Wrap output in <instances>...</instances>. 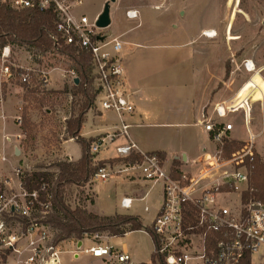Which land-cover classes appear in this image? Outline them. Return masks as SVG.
<instances>
[{"label":"built area","instance_id":"1","mask_svg":"<svg viewBox=\"0 0 264 264\" xmlns=\"http://www.w3.org/2000/svg\"><path fill=\"white\" fill-rule=\"evenodd\" d=\"M82 3V0H0L1 6L16 12L32 8L51 10L58 39L90 54L94 107L119 116L132 114L134 106L123 83L122 42L119 37L107 35V27L96 26L98 15L90 19L76 13L74 8ZM125 15L135 19L137 11L127 10ZM14 45L17 44L0 45L1 118L10 87L26 86L31 81L32 70L14 59ZM242 66L250 76L236 95L231 101L216 103L209 115L202 114L200 125L207 141L214 146L212 151L203 150L196 172L191 168L197 164L195 161H186L190 169L184 170L167 165L165 158L156 152L140 151L128 135L129 123L122 119L114 132L98 136L90 143V153L96 156L101 149L108 148L106 136L110 142L124 137L125 142L114 147L113 158L124 159L132 152L140 155L133 162L105 163L92 175V181H106L124 169L160 185L161 202L148 227L155 253L166 264H245L247 256L249 264H264V201L252 193L248 171L249 162L256 155L264 162V91L250 81L260 71L254 63L245 60ZM37 78L42 84L48 83L44 71ZM254 113L258 114L256 123ZM16 122L20 125L21 116L16 117ZM238 127H244L245 138L234 136ZM5 136V141L10 140ZM232 141L236 142L235 150L225 152V145ZM118 165L122 168H117ZM21 170L15 169L18 178ZM7 182L0 181V264H10L7 259L10 255L14 257L13 264H59L60 250L46 221L51 211L47 187L43 184L39 190L29 191L19 180L15 190L5 187ZM40 192L44 193L42 199ZM131 201L124 197L120 206L129 208ZM84 252L103 259L105 264H112V260L133 264L129 253L109 245L95 244Z\"/></svg>","mask_w":264,"mask_h":264},{"label":"rangeland","instance_id":"2","mask_svg":"<svg viewBox=\"0 0 264 264\" xmlns=\"http://www.w3.org/2000/svg\"><path fill=\"white\" fill-rule=\"evenodd\" d=\"M83 1V5L77 8L78 12L85 13L93 19L100 0ZM137 1L143 3L147 0ZM119 3L120 0L109 2L111 17ZM180 4L188 8L189 14L187 13L184 18V28L189 30V34L177 38L168 34L171 29L168 22L172 18L177 23L183 21L177 15H173L175 6ZM155 7L150 3L143 5L141 17L143 25L136 31L143 36L146 35L145 32H152L151 41L148 43L154 45L151 48H136L139 53V67L145 74L143 83L158 87L156 94L159 99V104L156 106L158 110L167 114L180 112L183 114L181 118L174 119L172 122L180 125L144 126L137 131L142 132V138L149 143L147 147L149 150L168 144L167 150L172 154L179 153L182 146H185L191 152L190 161L197 162L191 167L192 171L196 172L201 165L199 158L203 150L212 151L214 145L207 141L199 124L196 126L192 124L194 119L192 116L188 118L185 112L186 103L199 99L204 84L207 88L208 99L204 104V115H209L216 103L231 101L250 76L242 66L245 60H251L256 69L260 70L258 74L261 77L255 73L250 81L256 83L259 89L264 91V81L261 79L264 78V0H174L172 8L168 11L163 10L162 6ZM116 12L118 17L122 16L121 7H118ZM156 22L159 23L155 24ZM165 23L168 33L161 34L160 32L166 28L163 26ZM199 25L206 26L203 28L205 31H202L206 38L208 36L205 33L209 30L214 36L202 42L196 35ZM123 28L121 23L115 24L113 18L106 29V34L111 35V31L121 32ZM13 50L16 63L24 65L32 72L30 84L22 87L16 84L10 87L2 110L0 175L5 172L16 178L10 162L13 160L10 146L14 143L23 153L25 160V166L21 168L23 173L46 171L51 173L54 179L57 172L55 165L59 160L66 158V152L74 159L81 154V146L77 141L66 142L64 147L61 143L62 138L67 137L64 133V120L76 114L78 102L81 101L80 95H73L76 73L71 62L56 51H41L18 44L14 45ZM206 67H209L210 72H205ZM42 71L48 75L46 84L40 83L37 78ZM23 110L26 111L30 121V126L24 133L16 122V117L21 116ZM91 110L92 112L86 115L82 131L92 130L100 123L106 126L116 125V121L112 119L113 113L101 110L102 116L98 118L92 116V114L100 113L95 110L94 105ZM254 116L256 123L258 114L254 113ZM239 127L234 132V136L243 139L245 129ZM3 133L7 134L5 137L10 140L5 141L2 138ZM17 135L20 136L17 137ZM3 141L5 145L2 144ZM235 148V141L227 142L224 147L227 153ZM103 150L97 153L96 159L97 156H108L114 149L108 147L105 152ZM2 154L6 158L4 161L1 160ZM188 169L190 168L184 167V170ZM112 176L106 181H92L91 183L95 182L93 191L96 209L105 214L114 213L121 196L131 195L128 186L121 185L120 179ZM156 190L159 192L158 185L149 197L135 202L133 209H130L141 216L143 228L150 225L152 216L161 202V194L157 195ZM83 193L81 189L73 187L69 204L72 207L81 204ZM145 205L150 208L149 212L143 210ZM104 236L103 233H95L88 239L101 243ZM122 242L126 243L133 264L151 261V252L154 250L151 236L149 237L144 232L134 231L120 240L119 238L113 239L103 245L108 244L112 247L114 245L120 249ZM90 246L88 242H84L80 249L73 242L61 245L59 247L61 250L59 257L62 259L60 264H105L103 259H93L90 254L83 251L79 252L77 257L71 254ZM111 263L118 264L116 260H112Z\"/></svg>","mask_w":264,"mask_h":264},{"label":"trees","instance_id":"3","mask_svg":"<svg viewBox=\"0 0 264 264\" xmlns=\"http://www.w3.org/2000/svg\"><path fill=\"white\" fill-rule=\"evenodd\" d=\"M53 18L49 9L32 8L16 12L0 5V45L11 42L41 51H56L71 62L78 79V82L73 84V95H80L81 101L78 102L76 114L65 120V132L67 139H74L80 144L81 157L77 161H71L67 157L59 160L55 165L57 172L54 179L51 173L46 171H32L19 174V180L29 191L39 190L43 184L47 187L51 195V211L46 216V221L56 244L66 239L77 241L95 233L123 236L128 231L141 230L143 225L137 216L118 213L99 215L87 210L83 203L72 207L68 202L73 187L81 189L87 183H92V175L105 163L124 160L133 162L140 159V155L132 152L124 159L96 160V156L90 153L89 147L93 139L81 136L80 130L95 96L91 57L89 53L80 48L65 45L58 39L59 35L55 30ZM29 126L30 121L26 111L23 110L19 127L24 133ZM156 153L161 157L165 155L162 152ZM248 171L252 193L257 199L264 201V162L256 155L249 162ZM40 194L42 199L44 193L40 192ZM90 202L93 200L90 199ZM144 229L152 237L150 228L146 226ZM157 261L159 264H166L161 257H157L153 250L150 264H156ZM244 262L249 264V256Z\"/></svg>","mask_w":264,"mask_h":264},{"label":"crops","instance_id":"4","mask_svg":"<svg viewBox=\"0 0 264 264\" xmlns=\"http://www.w3.org/2000/svg\"><path fill=\"white\" fill-rule=\"evenodd\" d=\"M106 2H107V0H100L99 1V6H98V8H96L98 10L95 12L96 13L95 16H97L98 13H100V11H101L100 9H102V5ZM147 3H150L151 6H153V7H155V5L159 4L162 6L163 10L168 11L172 8L174 0H164V1L147 0L146 2H143V3H141V2L139 3L137 0H120V3L115 7V10L113 12L114 14H112V17L110 15L111 8H110V4H109L110 24L112 22V19L114 18L115 24L121 23L124 27L121 32H115V31L112 32L111 31V35L115 36V37H119L120 41L122 42V47H121V51H120V58H121V62H122V66H123V73H124L123 83H124V89H125L128 97H129V99L131 100V103L134 106L133 113L132 114H124L122 116H119L114 112L106 111V112H111L114 114L112 119H114V121H116V125L106 126V125H103L100 123V124L96 125V127L94 129L88 130L86 132L82 131V127H81L80 135L83 136L84 138H97L98 136H103V135L105 136L106 134H111L112 132H114L119 127V122L122 119V120H125L127 123H129L130 126L128 127V135H129L130 139L137 145V147L140 151H142V152H162L165 154L164 158L166 160L167 165H177V166H180L182 169H184V167H189V163L188 164L186 163V161H188V162L190 161L191 152L189 151V149H187L185 146H182V149L179 153L172 151L174 153L170 154L171 151L168 152V150H167L168 144H165V146H163V147L162 146H156V148H154V149L150 148L151 150H149V149H147L149 143L147 141H145V139L142 138V132L137 131L138 129L144 128V126L174 125L175 123H172L173 120L177 119V118L178 119L181 118V115L183 114V112H180L177 114H172V113L167 114V113H163L162 111L158 110V108H156V106H158V104H159V99H157V95H156L158 92V87H156V86L153 87L152 85H150L148 83L147 84L143 83L145 74L142 72V69L139 67V63H138L139 53H138L137 49L140 47L151 48L154 45L148 43L151 41L152 32L151 33L145 32L146 35L143 36L139 32L136 33V31L139 29L140 26L143 25V22L141 20L142 8H143V5H145ZM82 5H83V3H82ZM118 7H121V10H122V16L121 17L117 16L116 9H118ZM175 7L176 8L173 12L174 13L173 15L174 16L177 15L179 17V19L180 20L182 19L183 21L180 22L181 23L180 24V23L175 22L174 18H172V20H170V22H168V24L171 28V29H169L170 32L168 33L167 24L165 23L163 26H165L166 28H165V30H163L160 33L161 34L168 33V34H170L172 36H176L178 38L180 36H184V34L186 35L189 31V30H185V28H184V24H185L184 18H185L187 13L189 14V12L187 10L188 8L185 6H182L181 4L179 6H175ZM77 8L78 7H75L74 10L76 13H79ZM127 10L137 11V18H135V19L127 18L125 15V12ZM83 14H85V13H83ZM158 23L159 22H156L155 24H158ZM151 24L153 25V23H151ZM148 25H149V23H148ZM204 27H206V26H200V25L197 26L198 32L196 35L198 38H200V40H202V42L205 39L209 38V37L206 38L202 33V31H205L203 29ZM179 45H182V44H179ZM187 55L185 57H187ZM205 72H210L209 67H206ZM207 101H208V99H207V88H205V84H204L202 89H201L199 99L191 100L190 102L188 101V103H186L187 109L185 110V112H186L188 118L192 116V118L194 119L193 123H192L194 126H196L197 124L200 125V120H201L202 114H203V108L205 106L204 104ZM95 110L98 111L96 108H95ZM88 112H92L91 108L89 109ZM99 112L100 113L96 114V115H94L92 113L91 114L93 117L99 118L102 116V112L101 111H99ZM65 120H66V118H65ZM65 120H64V129H65ZM175 125H180V124L177 123ZM64 133H66V132H64ZM3 135H7V134L3 133ZM3 135H2V138H3ZM125 140L126 139L124 137H118V138H116L110 142L109 137L108 136L105 137V142L107 143L108 147H112L113 149L116 145L124 143ZM70 141H74V139L62 138V142H61L62 146L64 147V144L66 142H70ZM3 143L5 145L4 141L2 142V144ZM10 151H11L12 156H13V160L10 162H11V165L13 166L12 169L15 173L16 168H19V167L22 168L23 166H25V160L23 159V153H22L21 149H19L18 146H16L14 143L11 144ZM103 151L105 152V150H103ZM114 155H115V151L113 150L110 152V154L108 156H102V157L97 156V160H104V159L113 158ZM65 156L69 157V159L71 161H77L81 157V154L76 159H74L67 152H66ZM4 158H5V156H4ZM4 160H2V161H4ZM118 167L122 168L121 165H118L117 168ZM15 177L16 178H14L13 176H9L5 172H2L0 175V181H5V182L8 181L7 187L16 189L18 186V183H19V178L16 175V173H15ZM112 177L119 178L120 179L119 183L121 185L126 184L129 188V192H131V195L126 194V195L121 196L119 198V202H118L117 207L115 208L114 213L105 214L104 212H100L96 209L95 194L93 191V184L95 182L93 184H91V182H89L85 186L81 187V189L84 191L82 203L84 204V206L86 207L87 210L94 212L96 214H99V215H114V214L118 213V214H128V215L137 216L140 219L141 216L139 214H137L133 210L130 211V209H133L134 203L137 201L145 200L147 197H149L150 194L153 192V189H155V186H157V185L159 186V192L157 190H156V192H157V195H160V189L161 188H160L159 184L152 183L149 181H145L142 178L138 177L137 175H133V173L129 170L123 169L120 173H118L115 176L113 175ZM90 192H92L91 193L92 195L90 194ZM124 197L132 199L131 205L129 208H122L120 206V201ZM90 199H92L93 202H90ZM159 205L160 204H158L157 209L152 216V219L155 217V215L158 211ZM143 210L145 212H149L150 208L147 205H145ZM140 221H141V219H140ZM134 231L144 232L145 234H147L150 237L148 232L143 228L141 230L128 231L121 237H119V236H108L105 234L104 239L101 243H95L94 241H91L90 239H88L89 237H85V238H82V239L77 240V241H75L73 239H66V240H63V241L58 243V249L61 245L66 244V243H71V242H73L74 245L77 246L79 241L81 242L79 249L82 247L84 242L90 243L91 246L95 245V244H102L103 245V243H109L113 239L119 238V240H120L124 236H126L129 233H132ZM104 245H108V244H104ZM114 247L115 246L113 245V248ZM153 248H154V244H153ZM85 249H83L81 251H74L71 254L73 257H77L79 255V252H82V251L84 252ZM115 249H117V248L115 247ZM118 250L125 251V252L129 253V255H130L129 249H128L126 243H124V242L121 243V247ZM60 252H61V250H60ZM152 252H153V250H152ZM152 252H151V254H152ZM75 253H76V255H75ZM84 253H86V252H84ZM92 258L98 259L95 257H92ZM7 259L9 260L10 264H13L14 257L12 255H10ZM61 262H62V259H60V257H59V264ZM143 263L150 264L151 261L141 262V263H137V264H143Z\"/></svg>","mask_w":264,"mask_h":264},{"label":"water","instance_id":"5","mask_svg":"<svg viewBox=\"0 0 264 264\" xmlns=\"http://www.w3.org/2000/svg\"><path fill=\"white\" fill-rule=\"evenodd\" d=\"M111 2H114L115 0H110ZM107 1L104 4L103 10L101 11V13L98 15L97 20H96V26L100 27V28H105L108 27L110 25V17H109V2ZM78 79L75 77L74 79V83H77ZM69 159V157H67ZM81 242L79 241L77 244V247H80Z\"/></svg>","mask_w":264,"mask_h":264},{"label":"bare ground","instance_id":"6","mask_svg":"<svg viewBox=\"0 0 264 264\" xmlns=\"http://www.w3.org/2000/svg\"><path fill=\"white\" fill-rule=\"evenodd\" d=\"M205 34H206V36H208L209 38L214 36V35H213V32L210 31V30L207 31ZM203 35H204V34H203ZM204 36H205V35H204Z\"/></svg>","mask_w":264,"mask_h":264}]
</instances>
